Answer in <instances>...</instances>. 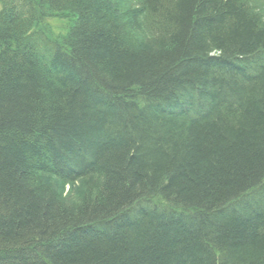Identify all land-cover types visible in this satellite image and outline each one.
Here are the masks:
<instances>
[{"label": "trees", "instance_id": "trees-1", "mask_svg": "<svg viewBox=\"0 0 264 264\" xmlns=\"http://www.w3.org/2000/svg\"><path fill=\"white\" fill-rule=\"evenodd\" d=\"M0 264H264V0H0Z\"/></svg>", "mask_w": 264, "mask_h": 264}, {"label": "rangeland", "instance_id": "rangeland-1", "mask_svg": "<svg viewBox=\"0 0 264 264\" xmlns=\"http://www.w3.org/2000/svg\"><path fill=\"white\" fill-rule=\"evenodd\" d=\"M59 23H57L54 20L52 22L50 21V23H48V26H49L48 28L51 31H57L58 26L60 25ZM83 181H78L76 184H62L61 183V184H57V186L59 187L61 191L62 197L68 198V200L70 201H74L77 198V193L81 191L84 188V186H86L85 182Z\"/></svg>", "mask_w": 264, "mask_h": 264}]
</instances>
